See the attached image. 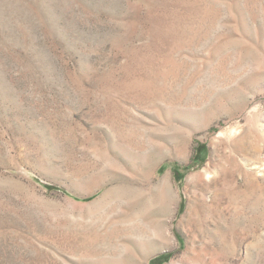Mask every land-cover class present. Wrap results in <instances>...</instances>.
<instances>
[{
  "label": "rangeland",
  "instance_id": "1",
  "mask_svg": "<svg viewBox=\"0 0 264 264\" xmlns=\"http://www.w3.org/2000/svg\"><path fill=\"white\" fill-rule=\"evenodd\" d=\"M0 264H264V0H0Z\"/></svg>",
  "mask_w": 264,
  "mask_h": 264
}]
</instances>
